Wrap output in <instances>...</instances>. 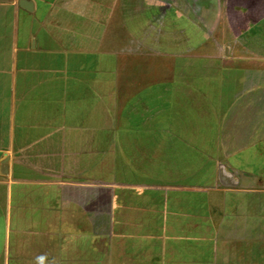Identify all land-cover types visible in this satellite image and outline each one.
Returning <instances> with one entry per match:
<instances>
[{"label":"crops","instance_id":"0c3cea01","mask_svg":"<svg viewBox=\"0 0 264 264\" xmlns=\"http://www.w3.org/2000/svg\"><path fill=\"white\" fill-rule=\"evenodd\" d=\"M0 0V264H264V0Z\"/></svg>","mask_w":264,"mask_h":264},{"label":"water","instance_id":"95a60500","mask_svg":"<svg viewBox=\"0 0 264 264\" xmlns=\"http://www.w3.org/2000/svg\"><path fill=\"white\" fill-rule=\"evenodd\" d=\"M19 5L24 7L27 10H31L32 8L30 1H27V0H19Z\"/></svg>","mask_w":264,"mask_h":264}]
</instances>
